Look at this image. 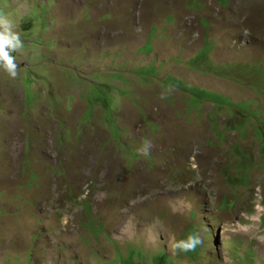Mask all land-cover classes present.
<instances>
[{"label":"rangeland","instance_id":"obj_1","mask_svg":"<svg viewBox=\"0 0 264 264\" xmlns=\"http://www.w3.org/2000/svg\"><path fill=\"white\" fill-rule=\"evenodd\" d=\"M0 18V264H264V0Z\"/></svg>","mask_w":264,"mask_h":264},{"label":"clouds","instance_id":"obj_2","mask_svg":"<svg viewBox=\"0 0 264 264\" xmlns=\"http://www.w3.org/2000/svg\"><path fill=\"white\" fill-rule=\"evenodd\" d=\"M10 24L11 22L6 18H0V26L3 27L4 31L0 33V61H3L2 64H0V67H3L5 71H7L10 75L16 74V66L12 63V57L8 55V52L5 51V45L10 44L9 40V33H11L12 38L16 39V44L12 45V47H19L21 44V41L19 40V35L17 33L10 31ZM147 144V143H145ZM148 150L145 148L143 151H141L142 155H147ZM199 239L197 236L192 235L187 238V240H182L178 248H180L183 251H189L191 249H194L196 245L199 243ZM176 246V245H175ZM177 247V246H176Z\"/></svg>","mask_w":264,"mask_h":264},{"label":"built area","instance_id":"obj_3","mask_svg":"<svg viewBox=\"0 0 264 264\" xmlns=\"http://www.w3.org/2000/svg\"><path fill=\"white\" fill-rule=\"evenodd\" d=\"M255 214L257 217L263 218L264 217V199L262 195L257 194V200L255 204Z\"/></svg>","mask_w":264,"mask_h":264},{"label":"bare ground","instance_id":"obj_4","mask_svg":"<svg viewBox=\"0 0 264 264\" xmlns=\"http://www.w3.org/2000/svg\"><path fill=\"white\" fill-rule=\"evenodd\" d=\"M150 185H152V183H151ZM247 230H248V229H247ZM247 230H246V231H247Z\"/></svg>","mask_w":264,"mask_h":264}]
</instances>
